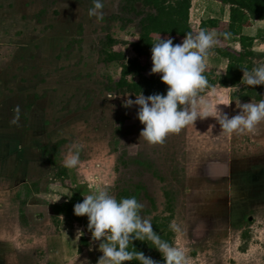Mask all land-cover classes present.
<instances>
[{
	"label": "rangeland",
	"instance_id": "374dc122",
	"mask_svg": "<svg viewBox=\"0 0 264 264\" xmlns=\"http://www.w3.org/2000/svg\"><path fill=\"white\" fill-rule=\"evenodd\" d=\"M103 3L97 22L87 15L92 0H0V152L6 158L19 151L8 160L10 185L27 182L35 193L22 231L51 245V257L20 251L18 264H97L100 241L92 240L87 217L74 215L73 206L102 186L116 197L135 194L144 205L140 215L167 224L171 246L186 250V264H264V120L251 132L228 135L215 117L197 118L163 144L145 142L138 106L122 104L135 97L115 91L119 68L99 55L110 36L127 58L135 57L125 43L139 32V18L124 0ZM190 6L194 33L210 17L229 22L227 5L191 0ZM245 30L259 55L253 67L264 64V23L251 21ZM226 45L239 51L236 39ZM218 46L205 68L222 75L227 61L215 53ZM246 87L215 88L200 98L231 117L238 100L257 103L237 99ZM72 145L83 146L77 169L62 164Z\"/></svg>",
	"mask_w": 264,
	"mask_h": 264
},
{
	"label": "clouds",
	"instance_id": "9594fccd",
	"mask_svg": "<svg viewBox=\"0 0 264 264\" xmlns=\"http://www.w3.org/2000/svg\"><path fill=\"white\" fill-rule=\"evenodd\" d=\"M103 8V0H92V7L88 9L87 15L100 22L104 18ZM216 43L217 34L205 29L195 33L186 32L179 44H174L171 37L162 39L160 34L157 36L151 47L152 66L149 74H160L161 82L167 86L166 93L144 96L140 92L135 95L134 100L125 98L122 102L126 108L138 106L136 116L143 125L140 138L145 142L150 145L163 144L169 134L179 133L186 126L193 125L197 118L215 117L228 135L251 132L264 120V100L243 104L238 100L236 105L239 112L231 117L222 113L216 105L210 110L201 100L200 93L208 86L204 75L206 61ZM242 71V78L247 86L264 85V64ZM114 96L119 95L111 98ZM231 101L228 99L221 104L227 106ZM14 111L11 123L17 124L19 107ZM82 147L70 146L62 161L64 167L77 169L80 166ZM114 182L115 174L112 184ZM71 195L72 193L68 196ZM143 207L134 196L118 200L110 192V188L104 186L87 194L82 202L73 206L74 215L87 217V230L90 231L92 240L100 241L99 250L102 255L97 264H125L133 259H138L140 264H157L139 251H130L129 245H132L133 240L151 241L161 253L163 264H186V250L162 241L153 230L151 220L140 215ZM171 227L179 231L176 224L173 223ZM77 233L80 234L79 237L83 235L82 232Z\"/></svg>",
	"mask_w": 264,
	"mask_h": 264
},
{
	"label": "trees",
	"instance_id": "16d2710c",
	"mask_svg": "<svg viewBox=\"0 0 264 264\" xmlns=\"http://www.w3.org/2000/svg\"><path fill=\"white\" fill-rule=\"evenodd\" d=\"M129 9L139 18V32L132 37L127 44L133 58H127L119 50L121 43L106 36L101 43V62L119 68V76L114 81V89L121 95L144 96L151 94L166 93L167 86L160 80V74H149L151 69V47L157 36L161 38L171 37L174 44L182 42L186 32L194 30L189 22L191 0H124ZM229 6V22H221L209 19L201 23V29L215 31L217 34V45L214 51L219 57L227 61L225 72L222 75L205 68L204 75L207 78L208 86L200 93L203 96L215 89H235L243 87L242 69L251 70L253 59L259 58L252 48L253 40L242 34V30L250 26L251 21H264V0H212ZM140 4L142 10H136L135 5ZM236 39L239 44V51L233 50L226 45L227 39ZM264 42V37L262 38ZM224 45V46H223ZM148 74V75H147ZM134 79V80H133ZM258 86V87H257ZM247 86L241 88L237 99L241 101L254 100L259 102L263 99L264 85ZM242 93V94H241ZM232 99L233 96H232ZM66 175L65 170H61ZM136 197L135 194L122 191L117 194L121 197ZM137 199V198H136ZM155 218L152 221L153 230L160 236L162 241L171 245L170 232L166 223ZM82 245L87 246L84 238L80 239ZM149 240H133L129 245L130 251H139L145 257L151 258L157 264H163L161 253ZM125 264H140L138 259L125 262Z\"/></svg>",
	"mask_w": 264,
	"mask_h": 264
},
{
	"label": "crops",
	"instance_id": "0c3cea01",
	"mask_svg": "<svg viewBox=\"0 0 264 264\" xmlns=\"http://www.w3.org/2000/svg\"><path fill=\"white\" fill-rule=\"evenodd\" d=\"M210 1L212 3H218L212 0ZM210 19L213 18L210 17ZM199 23L201 24V22ZM258 23H264V21H258ZM245 31L244 28L242 34L248 35ZM18 152V150L10 152L6 158H3V152H0V264H6L8 262H10V264H18L17 257L20 251L31 252L39 250L41 252H46L48 257H51L50 243L48 244L47 240L42 235L37 236L34 235L32 231H22L24 225L22 224L23 226H20V221L22 222V219L27 221L29 218L27 215V208H29L30 201H35L34 199L30 200L35 196V193L29 190V186L26 187V185H29L27 182L18 184L14 186V188L10 185L12 166H8V160L13 156L15 157ZM17 186L24 188V194L19 195L17 192H14L17 189ZM19 191L20 189L18 192ZM13 193L15 194V197ZM24 197L25 200H23ZM49 207L50 206L48 205V208ZM41 211L44 210L42 209ZM57 217L58 219H61L60 212H58ZM24 239L26 241H24ZM58 253L60 256L61 254L62 256L64 255L61 252L60 247L58 248Z\"/></svg>",
	"mask_w": 264,
	"mask_h": 264
}]
</instances>
